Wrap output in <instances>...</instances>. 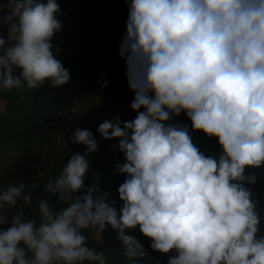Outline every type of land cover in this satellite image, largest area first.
Returning <instances> with one entry per match:
<instances>
[{"label":"clouds","instance_id":"obj_1","mask_svg":"<svg viewBox=\"0 0 264 264\" xmlns=\"http://www.w3.org/2000/svg\"><path fill=\"white\" fill-rule=\"evenodd\" d=\"M58 12L56 0L0 4V25H10L12 42L5 49L0 37V89L68 84L69 72L52 52ZM126 26L120 53L138 114L98 129L106 140L119 139L126 156L117 165L127 175L118 189L123 207L94 200L91 188L83 202L77 197L60 212L41 201L38 224L18 216L0 231V264H106L82 230L100 235L107 226L133 264L143 246L126 231L137 226L153 250H175L169 264H264L260 218L244 187L256 182L246 168L264 166V0H131ZM182 112L195 130L218 138V160L200 152L187 127L166 124ZM73 143L97 150L87 129L77 128ZM88 171L89 161L77 153L47 190L67 203L84 189ZM24 193L23 184L0 191V210L20 199L30 203Z\"/></svg>","mask_w":264,"mask_h":264},{"label":"trees","instance_id":"obj_2","mask_svg":"<svg viewBox=\"0 0 264 264\" xmlns=\"http://www.w3.org/2000/svg\"><path fill=\"white\" fill-rule=\"evenodd\" d=\"M37 2L47 4V0ZM7 3L8 0H0V4ZM56 3L59 6L56 19L61 29L51 40L52 52L68 70V84L54 87L47 80L37 89H28L26 85L11 91L0 89V191L23 184L24 194H30V203L20 199L16 205L0 210L6 221L0 224V231L11 227L18 216L38 224L42 219L41 201L60 212L77 197L83 202L89 188L93 189L94 200L103 198L110 205L115 201L118 212L123 207L118 189L127 175L119 173L117 165L126 163V156L119 149V139L106 140L98 129L105 120L114 122L118 117L122 122L132 121L138 114L131 107L135 93L128 84L126 57L120 53L127 36L131 0H56ZM8 14L9 9L5 7L2 15ZM9 27L8 23L0 25L5 49L12 43L8 40ZM21 72L14 67L15 75ZM166 124L187 127L193 144L206 157L218 160L223 154L218 138L195 130L186 113L178 117L172 114ZM77 128L93 134L97 144L95 152L73 143ZM77 153L89 161L85 187L64 203L59 200L60 193L47 190L48 184H54ZM245 175L255 176L264 209V166L246 168ZM261 218L258 238L264 236ZM82 234L87 237L89 248L103 253L106 264H133L125 255L118 232L111 226L100 235L92 228L82 230ZM126 234L143 246L144 255L134 258V264H169L170 257L177 255L175 250L168 254L153 250L152 241L141 233L139 226L127 230Z\"/></svg>","mask_w":264,"mask_h":264},{"label":"rangeland","instance_id":"obj_3","mask_svg":"<svg viewBox=\"0 0 264 264\" xmlns=\"http://www.w3.org/2000/svg\"><path fill=\"white\" fill-rule=\"evenodd\" d=\"M244 187H246L252 194L251 198L257 207V211H256L257 215L260 218L263 216V219H264V209L262 207V194H261V191L257 188L256 182L254 184L244 183Z\"/></svg>","mask_w":264,"mask_h":264}]
</instances>
